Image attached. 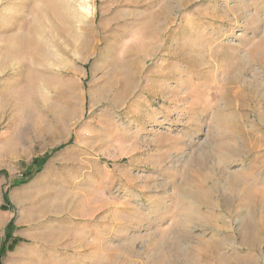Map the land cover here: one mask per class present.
<instances>
[{
  "label": "rangeland",
  "instance_id": "374dc122",
  "mask_svg": "<svg viewBox=\"0 0 264 264\" xmlns=\"http://www.w3.org/2000/svg\"><path fill=\"white\" fill-rule=\"evenodd\" d=\"M53 1L0 0V264H264V0Z\"/></svg>",
  "mask_w": 264,
  "mask_h": 264
},
{
  "label": "trees",
  "instance_id": "16d2710c",
  "mask_svg": "<svg viewBox=\"0 0 264 264\" xmlns=\"http://www.w3.org/2000/svg\"><path fill=\"white\" fill-rule=\"evenodd\" d=\"M4 200L7 204L8 199H7L6 195H4ZM14 229H15V227L13 225V221L10 220L6 226V229H5L3 245H2L1 250H0V255H2L6 251V250H4L5 245H6V247L9 248L10 246H13L14 244H16L17 240L12 234Z\"/></svg>",
  "mask_w": 264,
  "mask_h": 264
},
{
  "label": "bare ground",
  "instance_id": "6f19581e",
  "mask_svg": "<svg viewBox=\"0 0 264 264\" xmlns=\"http://www.w3.org/2000/svg\"><path fill=\"white\" fill-rule=\"evenodd\" d=\"M38 1H40V2H43V4H45V6L46 7H49V9H50V6H51V4H54V1L53 0H38ZM23 2V1H22ZM35 2V1H34ZM18 5H19V3H18ZM39 5V4H38ZM12 6H15V5H12ZM17 7V6H16ZM52 7H54V6H51V8ZM31 8V7H30ZM36 8H38V7H36ZM43 8V7H42ZM45 9V8H44ZM47 9V8H46ZM49 9H48V11H49ZM41 10V9H40ZM55 10V9H54ZM57 10V9H56ZM42 11V10H41ZM47 12V11H46ZM46 12H45V14H46ZM56 12V11H55ZM67 12V11H66ZM44 13V12H43ZM36 14H37V12H36ZM48 14H50V13H48ZM51 15V14H50ZM53 15V14H52ZM57 15V14H56ZM35 16V15H34ZM59 16V15H58ZM57 16V17H58ZM65 16V15H64ZM69 16V15H68ZM53 17V16H52ZM36 18V17H35ZM68 19V18H67ZM71 21V20H70ZM33 24V23H32ZM36 27V26H35ZM32 32V31H31ZM31 34V33H30ZM30 36V35H29ZM31 38H32V42H35V41H33L34 40V36L33 35H31ZM12 40V39H11ZM13 49H14V51H15V53H16V51H18L19 50V47L18 46H14L13 47ZM33 50V49H32ZM6 51V50H5ZM14 58V57H13ZM37 58V57H36ZM36 61H39V62H43L42 61V59H38V60H36Z\"/></svg>",
  "mask_w": 264,
  "mask_h": 264
}]
</instances>
